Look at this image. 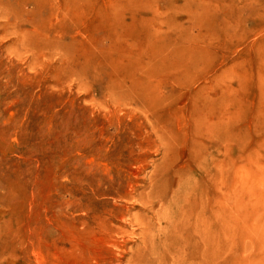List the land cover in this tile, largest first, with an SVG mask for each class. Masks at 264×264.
<instances>
[{
    "label": "rangeland",
    "instance_id": "374dc122",
    "mask_svg": "<svg viewBox=\"0 0 264 264\" xmlns=\"http://www.w3.org/2000/svg\"><path fill=\"white\" fill-rule=\"evenodd\" d=\"M158 165L264 264V0H0V264L148 262Z\"/></svg>",
    "mask_w": 264,
    "mask_h": 264
},
{
    "label": "bare ground",
    "instance_id": "6f19581e",
    "mask_svg": "<svg viewBox=\"0 0 264 264\" xmlns=\"http://www.w3.org/2000/svg\"><path fill=\"white\" fill-rule=\"evenodd\" d=\"M220 125L212 126L213 133H220ZM166 166V165H164ZM186 175V174H185ZM182 173L177 186L170 183L167 169L158 165L151 175V189L147 197H140L149 205L152 214H141L137 221L141 226L140 252L148 262L140 264H238L234 251L229 259L227 250H236L238 232V199L204 197V187L191 176ZM248 193L245 190L242 192ZM131 200L133 197H122ZM121 204L120 206L122 207ZM129 215V212H127ZM125 212L120 209L115 217L122 221ZM116 228L123 233L122 248L128 240V228L122 222ZM130 235L134 232H129ZM119 236L115 238L117 242ZM113 241V239H112ZM131 241V240H130ZM111 252H113L111 250ZM116 252V251H115ZM118 252V251H117ZM114 256L110 262L114 260ZM143 258V259H144ZM131 264L135 260L131 259Z\"/></svg>",
    "mask_w": 264,
    "mask_h": 264
}]
</instances>
